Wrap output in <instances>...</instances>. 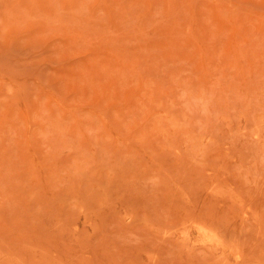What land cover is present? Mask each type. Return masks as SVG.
Here are the masks:
<instances>
[{
    "label": "rangeland",
    "instance_id": "rangeland-1",
    "mask_svg": "<svg viewBox=\"0 0 264 264\" xmlns=\"http://www.w3.org/2000/svg\"><path fill=\"white\" fill-rule=\"evenodd\" d=\"M0 264H264V0H0Z\"/></svg>",
    "mask_w": 264,
    "mask_h": 264
}]
</instances>
